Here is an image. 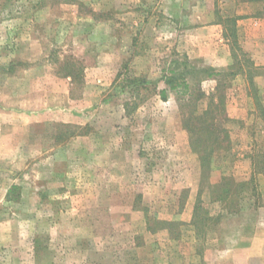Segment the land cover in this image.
Returning <instances> with one entry per match:
<instances>
[{"label": "rangeland", "instance_id": "1", "mask_svg": "<svg viewBox=\"0 0 264 264\" xmlns=\"http://www.w3.org/2000/svg\"><path fill=\"white\" fill-rule=\"evenodd\" d=\"M253 17L264 0H0V264H264L238 251L264 223V37L238 34ZM210 20L230 68L182 47ZM62 117L87 136L67 145Z\"/></svg>", "mask_w": 264, "mask_h": 264}, {"label": "crops", "instance_id": "2", "mask_svg": "<svg viewBox=\"0 0 264 264\" xmlns=\"http://www.w3.org/2000/svg\"><path fill=\"white\" fill-rule=\"evenodd\" d=\"M241 1H249V0H241ZM178 15L179 14H177V16ZM194 16H198V15H196V13H195ZM210 16H211L210 18L212 19L213 18L212 16H214V15L211 13ZM241 19L245 20L244 18H241ZM243 20H241V21L244 22ZM246 20L247 21H245L246 22L245 24H248L247 27L238 26L239 27V29H238L239 36L240 37L244 36V38L247 39L249 44L254 43V41H255L254 36L262 39V37H264V17H253V18H247ZM240 24H242V23L240 22ZM186 31L188 32L187 35L189 34V36L186 38V40L189 38L188 39L189 43L187 45L185 42L182 43V47L184 49H186V52L188 55H190V57L194 56L195 59L198 61V63H200V65H202L205 68H216L217 66L225 67V68L231 67L232 62H233V60H232L233 55H232L231 48L229 47L228 43H225L227 41L224 37V28L222 27L221 23H219L218 21H214V20L211 21L210 20L209 23L204 24L202 26H197V27L192 26V28L188 27ZM205 34L207 35L205 38H203V37L199 38L198 37L199 35H205ZM183 40H185V39L183 38ZM208 40H209V42H208ZM218 42H222V44L218 45ZM258 58H260V56H258ZM261 58H260L261 61L259 63L264 64V58H262V59ZM82 109H83V107H82ZM82 109H79L78 111H80ZM82 113L84 114V111ZM65 114L67 115V113H65ZM0 115L2 116L0 118V129L3 130L5 117H4V114H0ZM78 115H79V113H78ZM17 118H18V121H16V123L19 125L22 124L23 122H25V123L26 122H29V123H35L36 122L37 123V122H42L48 118H53V112L49 113V111L42 109V111L34 113L32 115H26V114L20 113L19 117H17ZM72 118H75L77 121H79V119H81V118H79V116H77V114L72 115ZM75 119H73V120H75ZM61 120L66 122L65 124L73 125L74 126L73 129L75 130L73 135L72 136L70 135V138L68 139L67 145H69L70 139L71 140L74 139L75 136H81L83 138L87 136V132L85 133V129H86V127H89V125L81 126V125L77 124V121H74L76 123H70L69 121H67L68 119H64L63 117L61 118ZM81 120H83V119H81ZM85 124H87V123H85ZM77 129H82V131L76 132ZM67 137H69V136H67ZM81 144H83V142ZM65 150L62 148V150L60 152H61V155L63 156V158L66 159V157H68L69 155L67 154V151H65ZM100 157H101L100 160L105 161V163L107 164V162H110L113 159H115L116 155L111 153V150H110V154H108L106 152L105 154H102ZM1 160H2V157L0 156V162H1ZM46 162H50V160L47 158ZM69 173H70L69 171L66 172L65 177L66 176L69 177L70 176ZM92 173H94V172H92ZM78 176H80V175L78 174ZM94 176H95V180H94V182L89 183V186L91 185L95 192H99L101 187L104 186L101 183L102 174L94 175ZM51 178H52V176H51ZM86 184H87L86 182H83L82 186H85ZM8 189H5V193H4L5 197L7 195ZM261 210H262V208H259L256 212H258V213L262 212ZM262 221L263 220H260L259 222H257L258 225H256L255 230H254V234H253L252 238L249 240L248 245L245 247L244 246L239 247L238 251H239V254L241 256L245 257L247 254V258H250L251 256H254V258H257V259L258 258H260V259L264 258V256L262 255L263 253H261L262 252L261 250H263V249L260 248V245L264 244V231H263L264 230V227H263L264 223ZM150 225H151L150 223H146V227H147L146 231L149 233H153V231H152L153 229L150 228ZM182 237H184V234ZM252 248L254 249V252H251ZM252 253H254V254L252 255ZM242 254H244V255H242Z\"/></svg>", "mask_w": 264, "mask_h": 264}, {"label": "trees", "instance_id": "3", "mask_svg": "<svg viewBox=\"0 0 264 264\" xmlns=\"http://www.w3.org/2000/svg\"><path fill=\"white\" fill-rule=\"evenodd\" d=\"M227 20L236 22V18H231V19H227ZM225 36H226V37H229L227 33H225ZM230 37L233 39V42H234V43H238V36H237V33H236V29H235V28L233 29L232 34H230ZM232 55H233V58L236 57L234 51H232ZM206 69H208V70H210V69L214 70L213 68H206ZM168 82H169V83H172V80H171V79H168ZM141 83L144 84V81H141ZM183 92H185V91H183ZM162 93L164 94V91H162ZM163 97H164V95H163ZM66 125H67V128H68V134H67V135H68V136H70V135L72 136V135H73V131H71V129H73L74 126L71 125V124H66ZM83 132H84V131H83ZM86 132H87V131H86V129H85V133H86ZM19 189H20V186H19V185H17V184H13V185L8 189V192H7V195H6L7 200H11V199H13V198L19 197V196L21 195V193H18V195L15 194V191H16V190H19ZM13 194H14V195H13ZM160 223H161V222L159 221L157 224H160ZM150 228L153 229L152 225H150Z\"/></svg>", "mask_w": 264, "mask_h": 264}]
</instances>
